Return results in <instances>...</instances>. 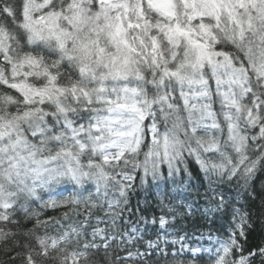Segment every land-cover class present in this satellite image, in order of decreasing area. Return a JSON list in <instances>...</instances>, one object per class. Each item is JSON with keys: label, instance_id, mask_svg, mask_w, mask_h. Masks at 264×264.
I'll list each match as a JSON object with an SVG mask.
<instances>
[{"label": "snow or ice", "instance_id": "snow-or-ice-1", "mask_svg": "<svg viewBox=\"0 0 264 264\" xmlns=\"http://www.w3.org/2000/svg\"><path fill=\"white\" fill-rule=\"evenodd\" d=\"M0 85L16 93L0 91V222L18 209L47 228L20 201L63 187L74 195L61 204L83 202L88 216L106 204L114 225L134 172L142 170V183L158 181L166 164L174 177L188 173L190 157L207 181L204 212H230L239 223L215 248L188 254H206L212 264L264 258V248L233 258L248 212L220 191L235 180L251 196L264 170V0H0ZM146 128L150 143L140 159ZM93 188L95 200L76 195ZM87 226L86 218L57 236H37L40 255L51 250L63 253L59 264H79L126 235L99 227L89 234ZM9 235L0 229V238ZM73 240L84 241L81 251H67Z\"/></svg>", "mask_w": 264, "mask_h": 264}, {"label": "trees", "instance_id": "trees-1", "mask_svg": "<svg viewBox=\"0 0 264 264\" xmlns=\"http://www.w3.org/2000/svg\"><path fill=\"white\" fill-rule=\"evenodd\" d=\"M9 3H14V0H9ZM0 91L16 95L14 90L2 85H0ZM213 100V109L219 114L221 108L219 98L214 95ZM161 130L163 131L162 125ZM255 131L257 130H252V133L254 134ZM145 132L140 159L143 158V152L147 150L146 146L150 143L147 128ZM206 155L218 159L213 153ZM249 155L255 158L259 153L250 152ZM186 160L188 173L191 175L181 171L174 177H169L165 164L161 166L163 179L153 181L149 178L147 183H142V170L138 169L134 172L136 179L132 190L127 193V202L122 203L116 210L119 215L116 216L114 225L110 223L111 217L107 214L110 210L106 204L103 210L93 209L91 216H88L83 202L79 205L60 203L63 199H70L74 195L70 191H65L63 187L52 193H49L47 189H38L41 199L28 202L22 199L20 203H26L30 211L37 213L41 220L49 221L48 227L35 228V221L25 217L18 209L10 222H0V229L13 234L7 238H0V264H28L29 254L35 264H59V257L63 253L50 250L47 257L40 255L41 249L36 237H43L46 233L49 236H57L69 224L76 226L86 218L89 234L92 228L99 227L107 228L114 236L118 233L126 235L123 240L118 237L117 240L112 241L107 252L104 249L95 253L89 252V259H81L79 264H177L178 260L183 261L184 264H212L206 254L194 258L188 254V249L210 244V237L226 240L229 231L234 230L235 223L239 221H233L230 212L229 214L204 212V209L208 207L204 199L207 181L194 159L186 157ZM250 190L251 196L239 188L235 180L222 185L220 189L225 193V199L232 207L248 212V224L245 227L244 236L239 237L237 233L241 249L234 255V259H238L239 255L246 256L250 252H257L260 248H264V170L257 171L251 181ZM90 192L92 199L95 200L94 188L76 195L83 201ZM113 197L119 198L118 193H110L109 199ZM50 199H55L58 206L46 207L45 202ZM189 205L193 209L191 212L188 210ZM65 213H68L67 217ZM98 217L109 223H98ZM161 217L167 221L163 227L160 224ZM57 221L58 223H55ZM128 236H133L135 239L128 240ZM149 242H159V248L153 249L149 246ZM83 243L84 241L81 240L78 245L76 240H73L67 246V251H81L80 245ZM181 244L184 245V254L180 252ZM216 246L213 245V248ZM61 247L64 246L61 245ZM160 249L168 255H162ZM129 253L132 255L129 256ZM252 264H264V258L256 256Z\"/></svg>", "mask_w": 264, "mask_h": 264}, {"label": "rangeland", "instance_id": "rangeland-1", "mask_svg": "<svg viewBox=\"0 0 264 264\" xmlns=\"http://www.w3.org/2000/svg\"><path fill=\"white\" fill-rule=\"evenodd\" d=\"M227 50V49H226ZM213 240H215V239H213Z\"/></svg>", "mask_w": 264, "mask_h": 264}]
</instances>
